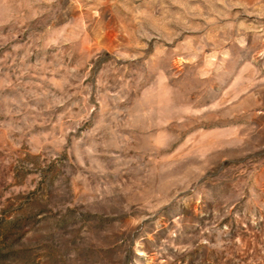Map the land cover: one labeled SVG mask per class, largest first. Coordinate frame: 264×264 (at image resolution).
Segmentation results:
<instances>
[{
    "label": "rangeland",
    "instance_id": "rangeland-1",
    "mask_svg": "<svg viewBox=\"0 0 264 264\" xmlns=\"http://www.w3.org/2000/svg\"><path fill=\"white\" fill-rule=\"evenodd\" d=\"M0 264H264V0H0Z\"/></svg>",
    "mask_w": 264,
    "mask_h": 264
}]
</instances>
